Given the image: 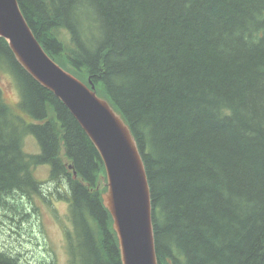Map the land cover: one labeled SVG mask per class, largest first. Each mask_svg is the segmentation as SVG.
Returning a JSON list of instances; mask_svg holds the SVG:
<instances>
[{"label":"trees","instance_id":"1","mask_svg":"<svg viewBox=\"0 0 264 264\" xmlns=\"http://www.w3.org/2000/svg\"><path fill=\"white\" fill-rule=\"evenodd\" d=\"M18 2L48 54L93 82L131 126L159 264H264V0ZM0 64L24 114L0 86V209L16 195H41L35 170L49 166V180L68 185L72 264H122L105 188L96 190L99 152L1 37ZM25 135L38 153L25 151ZM0 264L21 263L0 249Z\"/></svg>","mask_w":264,"mask_h":264},{"label":"water","instance_id":"2","mask_svg":"<svg viewBox=\"0 0 264 264\" xmlns=\"http://www.w3.org/2000/svg\"><path fill=\"white\" fill-rule=\"evenodd\" d=\"M0 37L17 60L72 113L105 166L103 205L113 220L122 264H159L147 170L124 115L110 100L58 64L29 30L18 0H0ZM69 170L74 167L67 163ZM74 179L78 178L73 171Z\"/></svg>","mask_w":264,"mask_h":264},{"label":"rangeland","instance_id":"3","mask_svg":"<svg viewBox=\"0 0 264 264\" xmlns=\"http://www.w3.org/2000/svg\"><path fill=\"white\" fill-rule=\"evenodd\" d=\"M0 86L12 112L24 116L18 107L21 94L17 81L4 64H0ZM23 145L27 153L40 151L31 135L24 136ZM49 174V166L35 170L36 178L43 182L41 195H16L10 198L11 206L0 209V249L17 257L21 264H72L68 235L73 234V224L65 199L68 185L52 183Z\"/></svg>","mask_w":264,"mask_h":264},{"label":"bare ground","instance_id":"4","mask_svg":"<svg viewBox=\"0 0 264 264\" xmlns=\"http://www.w3.org/2000/svg\"><path fill=\"white\" fill-rule=\"evenodd\" d=\"M26 19V18H25ZM28 27H29V30L33 33V31H32V29H31V27L29 26V24H28ZM34 34V33H33ZM35 35V34H34ZM36 37V36H35ZM37 39V38H36ZM7 41V40H6ZM8 42V41H7ZM8 44H9V42H8ZM9 46H10V44H9ZM11 48V47H10ZM11 50H12V48H11ZM13 51V50H12ZM13 53H14V51H13ZM14 55H15V53H14ZM15 57H16V55H15ZM16 59H17V57H16ZM28 72V71H27ZM29 73V72H28ZM30 74V73H29ZM31 75V74H30ZM32 76V75H31ZM33 77V76H32ZM34 78V77H33ZM36 80V79H35ZM37 81V80H36ZM40 83V82H39ZM41 84V83H40ZM42 85V84H41ZM43 86V85H42ZM46 88V87H45ZM77 179H79V178H77ZM156 242V241H155Z\"/></svg>","mask_w":264,"mask_h":264}]
</instances>
